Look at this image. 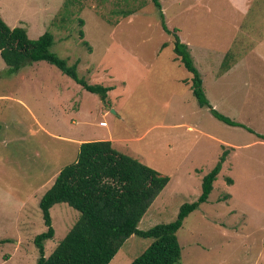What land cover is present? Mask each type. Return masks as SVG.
Returning <instances> with one entry per match:
<instances>
[{
    "label": "rangeland",
    "instance_id": "obj_1",
    "mask_svg": "<svg viewBox=\"0 0 264 264\" xmlns=\"http://www.w3.org/2000/svg\"><path fill=\"white\" fill-rule=\"evenodd\" d=\"M161 2L160 10L152 0H0L11 27H25L31 38L50 30L51 51L69 64L79 60L78 73L89 82L113 87L110 103L103 102L47 61H27L14 73L0 54V264L37 263L34 238L47 229L40 200L79 152L66 134L119 137L116 148L170 176L139 223L144 230L174 220L184 203L197 200L204 174L228 149L208 201L178 231L181 264H264V148L247 145L246 127L264 122V0ZM130 9L136 10L125 16ZM161 12L170 29L183 30L181 39L192 38L189 49L213 107L245 126L198 104ZM80 18L89 45L79 37ZM228 52L235 54L227 60L233 69L218 77ZM51 215L47 256L81 213L62 202ZM151 242L130 236L109 264H129Z\"/></svg>",
    "mask_w": 264,
    "mask_h": 264
},
{
    "label": "trees",
    "instance_id": "obj_2",
    "mask_svg": "<svg viewBox=\"0 0 264 264\" xmlns=\"http://www.w3.org/2000/svg\"><path fill=\"white\" fill-rule=\"evenodd\" d=\"M162 9L161 0H152ZM136 9L123 12L125 16ZM162 14L165 31L174 36L173 50L177 58L192 73L191 87L201 107L207 106L218 119L233 126H245L215 109L206 95L202 76L179 31L170 29ZM79 37L83 39L85 24L79 19ZM54 35L46 30L38 38H31L23 26L11 27L0 15V54L11 72H18L27 61H47L58 67L86 90L97 93L103 102H109L111 85L91 83L79 75V60L69 64L68 60L51 51ZM83 43L89 45L86 39ZM168 43H164L163 47ZM235 55V54H234ZM227 53L222 65L230 68ZM230 58V59H231ZM229 150H224L216 165L202 178V192L198 199L184 203L177 217L169 222L158 223L149 229H140L139 223L149 207L167 186L170 176L139 159L120 151L112 140H88L79 145L75 161L63 167L52 186L40 200V208L47 229L34 238L39 250L36 264H109L125 241L136 234L151 238L145 251L129 264H181L182 246L178 231L186 217L202 203L208 201L214 182L221 172ZM233 183V179H228ZM68 203L81 215L73 227L60 240L50 255H46L45 242L55 236L51 208L57 203Z\"/></svg>",
    "mask_w": 264,
    "mask_h": 264
},
{
    "label": "crops",
    "instance_id": "obj_3",
    "mask_svg": "<svg viewBox=\"0 0 264 264\" xmlns=\"http://www.w3.org/2000/svg\"><path fill=\"white\" fill-rule=\"evenodd\" d=\"M241 7H243L242 5H241ZM180 29V32L181 31H183V30H181V28H179ZM188 34V33H187ZM189 36V35H188ZM184 42H186V43H188V45H189V47H192V45H193V40H192V38H190V36L189 37H185V39H182ZM208 50V48L207 47H205L204 49H203V52H206ZM192 52V51H191ZM193 54V53H192ZM224 54V53H223ZM194 55V54H193ZM195 56V55H194ZM225 56V55H224ZM194 59H195V57H194ZM195 61H196V59H195ZM233 69V66H231L229 69H227L225 72H223L222 74L220 73L219 74V76L218 77H222L223 75H225L226 73H228V72H230L231 70ZM251 76H253L254 75V72H250L249 73ZM258 78L259 79H262V80H264V74H261L260 76H258ZM253 79L255 80V79H257V77H253ZM187 80V82L189 81L188 79H186ZM214 106H216L217 108H218V105L217 104H215ZM80 111H81V109H80V107L75 111V115L77 116L79 113H80ZM101 121H103V120H101ZM100 121V122H101ZM100 122H99V124H100ZM107 122V121H106ZM101 125V124H100ZM109 124H108V122H107V125H105V126H108ZM251 125H252V127H249V126H247L246 125V127H247V129L249 130V133H251V137H250V139H248V143H247V145H249V147H252V146H256V148H255V150L257 149V148H264V122L262 123L261 122V124H259V122L257 121L256 123H254V122H251ZM101 126H103V125H101ZM189 128H191V127H189ZM89 135H93V134H90L89 133ZM78 137V136H77ZM75 137L74 136V134H71V135H69V134H66L65 135V137H63L64 139H67V140H74V142L75 143H77V145H78V148H79V145H80V143H82L83 141H88V140H101V139H108V140H112L113 141V144H115L120 138L119 137H111L110 135L109 136H103V137H101V138H93V137H91V136H86V137ZM127 139H125V140H129V139H131V138H129V137H126ZM79 140V141H78ZM233 145V147H240L241 146V144H236V143H233L232 144ZM254 150V151H255ZM263 162H264V157H263ZM262 162V161H261ZM260 163V162H259Z\"/></svg>",
    "mask_w": 264,
    "mask_h": 264
},
{
    "label": "built area",
    "instance_id": "obj_4",
    "mask_svg": "<svg viewBox=\"0 0 264 264\" xmlns=\"http://www.w3.org/2000/svg\"><path fill=\"white\" fill-rule=\"evenodd\" d=\"M101 124H102V125H106V124H105V121H102Z\"/></svg>",
    "mask_w": 264,
    "mask_h": 264
},
{
    "label": "clouds",
    "instance_id": "obj_5",
    "mask_svg": "<svg viewBox=\"0 0 264 264\" xmlns=\"http://www.w3.org/2000/svg\"><path fill=\"white\" fill-rule=\"evenodd\" d=\"M101 122H102V121H101ZM101 122H100V123H101Z\"/></svg>",
    "mask_w": 264,
    "mask_h": 264
}]
</instances>
